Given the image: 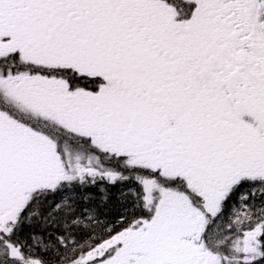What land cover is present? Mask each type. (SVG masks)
<instances>
[{"label": "snow or ice", "instance_id": "obj_1", "mask_svg": "<svg viewBox=\"0 0 264 264\" xmlns=\"http://www.w3.org/2000/svg\"><path fill=\"white\" fill-rule=\"evenodd\" d=\"M0 264H264V0H0Z\"/></svg>", "mask_w": 264, "mask_h": 264}, {"label": "trees", "instance_id": "obj_2", "mask_svg": "<svg viewBox=\"0 0 264 264\" xmlns=\"http://www.w3.org/2000/svg\"><path fill=\"white\" fill-rule=\"evenodd\" d=\"M113 191H115V188L113 189Z\"/></svg>", "mask_w": 264, "mask_h": 264}]
</instances>
